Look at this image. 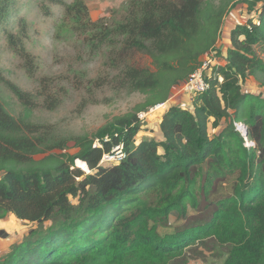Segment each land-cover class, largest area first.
<instances>
[{"label":"trees","instance_id":"1","mask_svg":"<svg viewBox=\"0 0 264 264\" xmlns=\"http://www.w3.org/2000/svg\"><path fill=\"white\" fill-rule=\"evenodd\" d=\"M49 1L63 6L80 28L96 25L83 1ZM239 3L250 16L231 30L225 58L219 50L226 64L207 77L210 88L192 96V108L162 110L163 139H137L144 127L140 114L166 103L219 49L225 18ZM21 7L19 0H0V35L7 34L33 72L32 57L9 30L19 24L26 34ZM94 37L97 49L122 38L110 58L131 91L146 98L95 136L70 138L77 153L67 151L68 138L30 121L36 97L0 69V80L24 107L18 118L0 99V220L11 214L35 224L0 264H178L188 247L209 238L229 245L222 264H264V82L258 92L243 89L250 77L264 75L258 51L264 50V0H140L131 4L125 23L105 25ZM137 52L150 56L152 68L135 64ZM47 103L54 109L58 102ZM223 120L226 126L211 134ZM236 122L247 126L255 146L245 145ZM118 145L126 157L101 164ZM228 176L235 179L232 193L215 202L207 221L161 231L173 215L198 208L201 195L210 201Z\"/></svg>","mask_w":264,"mask_h":264},{"label":"rangeland","instance_id":"2","mask_svg":"<svg viewBox=\"0 0 264 264\" xmlns=\"http://www.w3.org/2000/svg\"><path fill=\"white\" fill-rule=\"evenodd\" d=\"M65 1L73 4L78 0ZM81 1L87 6L91 21L96 24L92 29L77 26L73 18L66 16L63 6L49 0H19L22 5L20 19L27 23L28 29L26 34H23L19 24H14L10 25L9 30L20 37L18 47H23L32 57L33 72L29 70L19 48L10 44L7 34L0 35V69L5 79L11 80L36 97L38 106L33 110L30 121L48 125L56 135L68 138L67 151L72 154L77 153L78 148L70 138L79 135L95 136L114 116L132 110L146 98L139 92L131 91L121 68L113 65L110 58L113 51L118 52L121 49V43L115 42L122 38L116 37V40L108 42L100 49L94 45L97 41L94 37L96 31L100 32L105 25L116 29L125 23L131 4L140 0ZM232 9L235 7L229 10L222 27V40L233 23L230 14ZM240 18L239 22L243 23L247 16ZM258 51L260 56L264 57V50ZM219 55L221 65L226 64L220 53ZM133 61L141 67L152 68L151 58L146 53H134ZM253 79L250 77L243 84V89L251 92L263 90L261 83L264 82V75ZM49 98L58 102L54 109L48 106ZM0 99L11 114L18 118L24 115L23 105L1 80ZM153 108L141 113H146L142 122L143 126L147 125L151 129L152 137H157L160 131L156 127L164 111H153ZM225 126L226 120H223L221 127L215 130L210 127L209 131L211 134L218 133ZM143 135V132H140L137 139ZM96 142L98 143V140ZM40 157L42 156H38ZM85 170L87 174L88 170ZM234 184L233 177H226L215 185L211 197L208 198L210 201L201 195L198 208L190 209L189 214L185 216L173 215L161 231H176L207 221L216 208L215 202L231 194ZM73 201L76 202L75 199ZM34 226L35 224L18 220L11 214L1 219L0 257L8 253L10 247L21 241ZM229 248V245H221L214 238L198 240L186 249L182 261L178 264H222Z\"/></svg>","mask_w":264,"mask_h":264},{"label":"built area","instance_id":"3","mask_svg":"<svg viewBox=\"0 0 264 264\" xmlns=\"http://www.w3.org/2000/svg\"><path fill=\"white\" fill-rule=\"evenodd\" d=\"M220 49H212L206 57L203 59L199 68L190 75V77L182 83L183 92L189 94L191 97L197 93L204 92L210 88V83L207 81L213 71V69L222 64L220 55ZM163 106L168 107L167 103L158 104L153 108V111L160 110ZM146 113L140 114V118ZM236 129L242 134L245 138V145L248 148L255 146V142L250 140L248 137L247 126L242 122L235 123ZM97 143V142H96ZM126 157V154L123 150V145H118L113 148L110 153H105L101 160V164L108 165L111 163H119Z\"/></svg>","mask_w":264,"mask_h":264},{"label":"crops","instance_id":"4","mask_svg":"<svg viewBox=\"0 0 264 264\" xmlns=\"http://www.w3.org/2000/svg\"><path fill=\"white\" fill-rule=\"evenodd\" d=\"M232 10H233V12H231L230 14H231V21L233 23L227 29V30H229L228 33L223 36L224 39L223 40L219 39V42H218V48L220 47L219 49L222 51V56L224 58L226 57L227 50H228V48L230 46V33H231V30L236 26L237 23H241V22H239V19H241L240 16L241 17H246L247 16V18H248V16H250V14L248 13L247 6L245 4H243V3H239L235 7V9H232ZM241 10H243V12ZM254 15H255V12H253L251 16H254ZM253 78H254L253 80H255V77H253ZM191 98L192 97L189 94L183 92L182 83H181V84H179L178 86H176L173 89V91L171 93V96H170L169 100L166 103L168 104L169 107L172 106V105H176V106H183V107H186V108H192L193 104H192V99ZM161 118H160L158 126L156 127V129H159V131H160ZM141 132H143V134H144L142 137H144V136L145 137L146 136L147 137L148 136H153V132L151 131V129L148 128L147 125L143 127V130ZM157 137L160 138V139H163L161 131H160V134Z\"/></svg>","mask_w":264,"mask_h":264},{"label":"bare ground","instance_id":"5","mask_svg":"<svg viewBox=\"0 0 264 264\" xmlns=\"http://www.w3.org/2000/svg\"><path fill=\"white\" fill-rule=\"evenodd\" d=\"M166 108V106H163L162 108H160V110L159 111H162L163 109H165Z\"/></svg>","mask_w":264,"mask_h":264}]
</instances>
